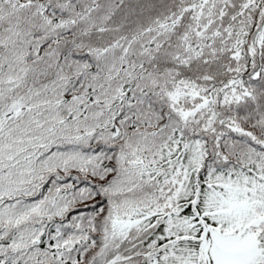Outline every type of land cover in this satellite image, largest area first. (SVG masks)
Here are the masks:
<instances>
[{"label":"snow or ice","instance_id":"6c2138e0","mask_svg":"<svg viewBox=\"0 0 264 264\" xmlns=\"http://www.w3.org/2000/svg\"><path fill=\"white\" fill-rule=\"evenodd\" d=\"M0 264H264V0H0Z\"/></svg>","mask_w":264,"mask_h":264}]
</instances>
